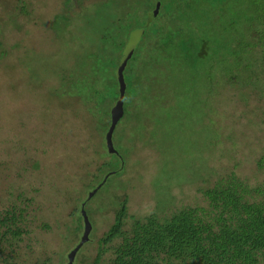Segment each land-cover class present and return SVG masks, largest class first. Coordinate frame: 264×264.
Wrapping results in <instances>:
<instances>
[{
	"label": "rangeland",
	"instance_id": "obj_1",
	"mask_svg": "<svg viewBox=\"0 0 264 264\" xmlns=\"http://www.w3.org/2000/svg\"><path fill=\"white\" fill-rule=\"evenodd\" d=\"M144 1L0 0V215L4 216L10 208L23 210L20 223L17 222L21 233L14 237L6 234L5 239H0V264L4 258L8 264L94 263L97 249L120 241L116 237L103 245L98 242L113 224L123 194V229L127 230L133 218L144 219L152 213L167 216L173 202L176 206H204L199 176L191 179L188 175L187 183H178L180 179L175 177L172 185L165 179L153 182L158 158L154 142L149 140L146 146L132 142L131 147L124 135L117 136L114 142L120 146L119 152L125 147L128 151L123 154L121 171L109 181L112 188L102 187L92 194L100 168H105L102 163L113 159L106 153L103 129L95 126V102L86 97L94 87L101 89L108 82L113 67L104 64L100 68L95 49L87 46L98 42L102 28L106 31L110 14L122 15L129 9L134 19L143 16ZM83 8L84 17L79 16ZM152 12L149 9L147 15L153 16ZM59 14H64L66 17L62 18L68 22L56 32L53 23ZM91 18L92 23L88 22ZM239 28L249 35L247 23L241 22ZM122 50L116 53L118 59ZM88 52L90 56L86 57ZM143 60L150 58L141 49L135 61L128 59L126 65L139 74V83L147 85L148 102L140 101L144 105L140 106L143 112L139 118L146 125L144 137L162 127L159 121L167 124L173 120L159 113V105L175 102L179 112L173 115L174 121L181 126L194 124L198 130L196 125L207 124L201 110L205 103V113L217 135L212 147L200 153L207 170L214 172L215 177L233 172L251 186L264 187V175L254 166L255 159L264 154L262 75L258 81L253 78L248 83L228 84L213 72L207 82L204 66L183 68L176 64L179 59L170 62L175 64L172 67L165 58L144 64ZM219 65L212 66L213 70ZM82 77L76 92L74 82ZM192 77L199 81L198 85L201 83V88L190 87L194 83ZM202 85L212 87L211 94L206 95ZM119 129L132 137L126 125ZM184 136H188L186 130ZM163 144L169 151H177L180 142L167 139ZM191 146L182 145L181 152ZM125 185L126 189L121 190ZM166 191L175 201L168 203ZM80 206L90 224L89 239L81 243L84 222L79 216ZM109 250L101 252L99 264L106 263Z\"/></svg>",
	"mask_w": 264,
	"mask_h": 264
},
{
	"label": "trees",
	"instance_id": "obj_2",
	"mask_svg": "<svg viewBox=\"0 0 264 264\" xmlns=\"http://www.w3.org/2000/svg\"><path fill=\"white\" fill-rule=\"evenodd\" d=\"M72 2L74 0H70ZM143 4L146 9L142 12L143 16H139L140 20L134 19L129 9L122 15L110 14L106 31L102 28L97 37L98 42L96 40L97 43L87 46L95 49L100 68L104 64L113 67L108 82L103 83L101 89L94 87L86 97L94 100V113L97 114L95 126L103 129L105 134L110 125V109L113 101L118 98L115 70L131 40L135 39L121 71L124 83L122 113L110 133L111 148L115 152H108L106 144L104 145L106 153L113 160L102 163L105 168H100L101 174L91 187L92 194L102 187L110 186L109 181L114 178L110 173L116 174L122 169L123 154L128 149L125 147L119 152L120 146H115L114 142L117 141V136L124 135L129 138L131 147L135 142L145 146L149 140L154 142L153 149L158 158L153 182L165 179L172 185L175 177L180 179L178 183H182L181 180L187 183L189 176L191 179L199 176L203 184L199 192L204 206H176L174 197L166 191L168 195H164L168 203L173 202L170 213L167 216L158 217L152 213L144 219L133 218L127 230L123 229L126 203V196L123 194L118 202L119 208L113 224L98 240L100 245L108 243L111 238L119 237L120 241L97 249L92 258L94 263L89 264H99L101 252L106 249L110 250L105 264H264V187L251 186L233 172L223 177H215L214 172L207 170L206 160L200 153L212 147L217 135L212 120L205 113V103L201 110L204 123L207 124L196 125L198 130L194 128V124L181 126L174 121L173 115L177 116L176 112H179L175 102L159 105V113L173 120L167 121V124L159 121L162 127L149 131L148 138L144 137L146 125L139 118L143 112L140 106L148 102L145 95L147 85L139 83L136 80L139 74L126 65L128 59L135 61L138 52L144 49L150 61L143 60V64L165 58L169 63L179 59L176 64L183 68L186 65H195L197 68L204 66L207 82L213 72H217L228 84L248 83L253 78L258 81L261 79L259 75L264 78V0H146ZM155 8L153 16H148L149 9L153 11ZM84 11L83 8L79 16L84 17ZM62 17L66 16L59 14L55 17L53 29L56 32L62 31L68 22L67 18ZM88 22L92 23L93 19ZM241 22L247 23L249 35L239 28ZM77 47L81 48L80 45ZM120 48L123 50L118 59L116 53ZM89 56L88 52L86 57ZM218 63V69L213 70L212 66ZM173 65L175 64L170 63V67ZM83 79L84 77L74 82L73 88L76 92H79L77 84ZM192 80L194 83L190 87L201 86L194 77ZM142 86L145 87L144 91ZM202 86L205 87L206 95L211 94L212 87ZM134 99L139 100L134 102ZM131 100L132 104L129 105ZM152 101L157 103L150 99ZM147 109L145 108L146 111ZM180 117L187 119L181 114ZM122 125L128 127L132 137L128 131L119 129ZM200 128L203 131H199ZM184 130L188 132V136L182 137ZM167 139L180 142L177 151H173L174 148L168 150L163 144ZM188 143L192 146L182 153L180 147ZM254 166L264 175V154L255 159ZM125 187L126 185L121 190H125ZM166 205L160 208L159 213H164L163 208ZM10 210H5L4 216L0 215L2 240L6 234L14 237L21 233L17 222L21 220L23 210ZM81 210H84L82 206L79 208V216L82 218ZM86 239H89L88 235ZM71 260L73 263L75 258L72 257ZM2 264H8L6 258Z\"/></svg>",
	"mask_w": 264,
	"mask_h": 264
},
{
	"label": "water",
	"instance_id": "obj_3",
	"mask_svg": "<svg viewBox=\"0 0 264 264\" xmlns=\"http://www.w3.org/2000/svg\"><path fill=\"white\" fill-rule=\"evenodd\" d=\"M155 11H156V8L153 10L152 14L155 13ZM133 44L134 43H131L129 45V47L126 49V51L124 52V55L120 58L119 65L117 66V68L115 70V74H116L117 81H118V98L110 109V115H109L110 116V125H109L108 130L106 131V133L104 135L105 143H106V147H107L108 151H112L111 150V143H110V133L113 129L115 122L117 121V119L120 117V115L122 113L121 97H122L123 90H124V83H123L121 71H122L123 66L125 64V60L127 59V57L131 53V49H132ZM81 215H82L83 222H84V228H83L82 236L80 238L79 243H81L86 238V235H87V232L89 229V224L86 221V218L84 217L82 210H81ZM75 249L76 248L72 249L71 252L68 254L69 259L71 258V255L73 254ZM69 263H70V261H69Z\"/></svg>",
	"mask_w": 264,
	"mask_h": 264
},
{
	"label": "clouds",
	"instance_id": "obj_4",
	"mask_svg": "<svg viewBox=\"0 0 264 264\" xmlns=\"http://www.w3.org/2000/svg\"><path fill=\"white\" fill-rule=\"evenodd\" d=\"M105 139V138H104ZM106 144V143H105ZM111 150H112V148H111ZM107 151H108V149H107ZM113 151V150H112ZM112 151H108V152H112ZM111 175H113L112 173H110ZM91 193H89V195H90ZM88 233V232H87Z\"/></svg>",
	"mask_w": 264,
	"mask_h": 264
}]
</instances>
